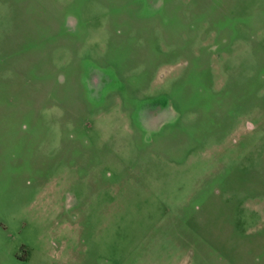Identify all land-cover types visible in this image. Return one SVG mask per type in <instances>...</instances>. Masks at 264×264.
Instances as JSON below:
<instances>
[{"label": "rangeland", "instance_id": "1", "mask_svg": "<svg viewBox=\"0 0 264 264\" xmlns=\"http://www.w3.org/2000/svg\"><path fill=\"white\" fill-rule=\"evenodd\" d=\"M0 264H264V0H0Z\"/></svg>", "mask_w": 264, "mask_h": 264}]
</instances>
